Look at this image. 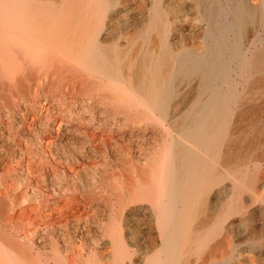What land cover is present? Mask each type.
Here are the masks:
<instances>
[{
	"label": "bare ground",
	"instance_id": "1",
	"mask_svg": "<svg viewBox=\"0 0 264 264\" xmlns=\"http://www.w3.org/2000/svg\"><path fill=\"white\" fill-rule=\"evenodd\" d=\"M218 1L216 11L198 6L203 50L179 59L166 41L163 11L155 12L149 26L161 53H143L129 76L125 52L114 46L124 30L116 27L115 42L105 33L112 0H0V94L11 84L21 93L41 87L23 108L14 98L16 105L7 101L0 111V264H181L235 210L228 206L213 225L191 230L190 206L211 184L230 176L233 189L263 201L261 184L245 185L223 170L231 149L222 150L216 124L232 115L237 74L250 77L264 66V54L238 48L264 27V0ZM193 84L195 99L186 106L183 93ZM54 140L78 147L72 176L88 152L110 149L115 157L93 172L90 185L76 178L73 187L61 186L66 175L60 184L47 180ZM144 144L147 151L134 155ZM22 156L34 186L14 169ZM219 243L203 262L220 264L213 256Z\"/></svg>",
	"mask_w": 264,
	"mask_h": 264
},
{
	"label": "rangeland",
	"instance_id": "2",
	"mask_svg": "<svg viewBox=\"0 0 264 264\" xmlns=\"http://www.w3.org/2000/svg\"><path fill=\"white\" fill-rule=\"evenodd\" d=\"M112 1L114 2V6L109 10L108 15L111 21L107 23L109 27H107L108 29L107 31L105 30V33L110 31V37H108L110 40L111 37L114 40L116 27H120L124 30L122 32L126 35L120 38L118 42L114 40L116 44L114 46H119V50L125 52V72H127L129 76H133V74L137 72L136 66L143 53L146 51H152L158 55L161 53L160 39L149 26V22L155 12L158 13L160 10L163 11V19L167 21V29L165 30L166 41L170 45L172 56L179 59L187 56L188 53L193 51H202L205 45L204 30L206 26L205 22L201 21L200 16H198V12H202V9H198L200 3L202 5V3L205 2L209 10L216 11L219 8L218 0ZM261 2L262 0H251V3L257 6H259ZM222 3L224 5L225 0H222ZM108 37L106 39H109ZM248 37V42L241 45L238 44L239 50L242 52L251 47L250 49H255V55L260 56L264 54V27H259L257 31L249 32ZM229 41L235 42L232 36H229ZM237 42L235 43L237 44ZM107 43L109 44L110 42L107 41ZM129 65L130 67H128ZM38 75L39 73L36 74V76ZM232 82L233 95L237 97L233 104L235 107L232 106V115L228 114L229 121H225L224 118L221 120V123L216 124V132L219 134L218 137L220 139L225 138L222 150L226 148H224V146H229V149H231V154L227 157L223 170L231 173V175L235 177L237 176L245 185L251 184L252 182L261 184L263 188L260 189L259 194L263 197V201L260 202L256 199H251L246 189L242 191L233 189L231 186L233 179L230 176H225L221 180L211 184L208 194L200 200L205 201V206L200 209V201L190 206L191 230L196 229L202 224H208V226L213 225L219 213L228 206L235 207V210L223 219L221 223L222 229L214 234L207 247L203 248L200 252L195 251L188 254L187 258L183 260L181 264H209L208 262H203V257L206 251H208L210 247H213V244H217V241L218 243H222V246L219 248V243L213 256L215 257L214 260L220 262V264H264V66L257 67L250 77L239 72ZM35 85L36 84L31 85L24 93H21L20 88L11 84L9 90L13 92V94L9 92V90V94L5 93L8 98L4 94H0V111L3 110V107L7 108V105L10 104L9 102L12 104L11 100H13V106L18 103V105L23 108L26 103H28L26 100L28 96V98H32L37 92V94H41V90L39 91L41 87ZM194 86L193 84L191 89H187L183 93L186 106L191 104L192 100L195 99L196 89ZM34 89H37V92ZM223 90L227 91V87H223ZM10 94L18 96L12 97ZM14 98H19L16 103V99ZM6 102L8 103L7 105ZM17 118H19V115ZM72 139L82 141V138L79 136L78 138L77 136L72 137ZM54 142L56 143L57 141L54 140ZM7 144H5L6 146L4 145V150H2L8 155L11 150H13L11 149L13 147H11L12 145L10 143ZM22 145H24V143L21 141V149L23 148ZM147 147V144H144L139 149L134 146V155L136 153L142 154L146 152ZM55 148L52 153V155L54 154L55 156L53 157L55 161H52L55 163V167H53L52 171L47 172V180L49 179L60 184L61 177L63 178L66 175V184L63 179L61 181V186L69 185L73 187L74 185H71L72 182L70 181H76V178L80 186L90 185L92 182L91 177H94L96 173L101 170V166L104 163L115 157L114 152L110 149L106 150L105 153H103L104 155L102 151H100V153L88 152L86 157L81 159L80 168L76 169L75 165L76 170L73 171V176L75 177H73L72 174L69 173V168H71L72 161L77 159L75 157L78 153V147L63 142L62 145L56 143ZM18 153L17 151V154ZM27 160L26 156H22L17 160L19 165H21L18 167L13 164V166L16 172L28 180V185L34 186V181L31 180L32 168L26 165L28 162ZM245 165H247V167H245ZM255 165H259L257 172L255 171ZM93 172H95V175H93ZM46 184L49 185V181H47ZM17 188L18 187H16V189ZM21 188H19L17 192H19ZM27 189V191H29V188ZM220 240L224 241V243Z\"/></svg>",
	"mask_w": 264,
	"mask_h": 264
}]
</instances>
